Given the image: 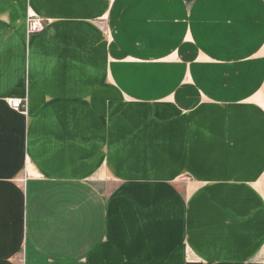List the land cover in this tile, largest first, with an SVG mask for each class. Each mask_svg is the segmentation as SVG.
Segmentation results:
<instances>
[{
  "label": "crops",
  "instance_id": "crops-1",
  "mask_svg": "<svg viewBox=\"0 0 264 264\" xmlns=\"http://www.w3.org/2000/svg\"><path fill=\"white\" fill-rule=\"evenodd\" d=\"M0 264H264V0H0Z\"/></svg>",
  "mask_w": 264,
  "mask_h": 264
},
{
  "label": "built area",
  "instance_id": "built-area-1",
  "mask_svg": "<svg viewBox=\"0 0 264 264\" xmlns=\"http://www.w3.org/2000/svg\"><path fill=\"white\" fill-rule=\"evenodd\" d=\"M46 21L30 14L27 20V30L29 35L38 34L45 29ZM104 30V26H101ZM12 108L16 110H24L25 106L21 101H11Z\"/></svg>",
  "mask_w": 264,
  "mask_h": 264
},
{
  "label": "rangeland",
  "instance_id": "rangeland-1",
  "mask_svg": "<svg viewBox=\"0 0 264 264\" xmlns=\"http://www.w3.org/2000/svg\"><path fill=\"white\" fill-rule=\"evenodd\" d=\"M246 1H248V0H246ZM106 22L108 23V19H106V20H105V19H104V20H101L100 23H101L102 25H100V26H104V31L106 30V32L108 33V35H109V34L112 35V31H113V30H110L109 28H107V29L105 28V26H106ZM102 31H103V30H102ZM104 31H103V32H104ZM207 64H209V62H207ZM209 65H210V64H209Z\"/></svg>",
  "mask_w": 264,
  "mask_h": 264
},
{
  "label": "bare ground",
  "instance_id": "bare-ground-1",
  "mask_svg": "<svg viewBox=\"0 0 264 264\" xmlns=\"http://www.w3.org/2000/svg\"><path fill=\"white\" fill-rule=\"evenodd\" d=\"M102 29V28H101Z\"/></svg>",
  "mask_w": 264,
  "mask_h": 264
}]
</instances>
